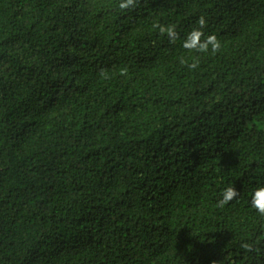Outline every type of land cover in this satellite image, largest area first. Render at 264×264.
Masks as SVG:
<instances>
[{"label":"trees","instance_id":"trees-1","mask_svg":"<svg viewBox=\"0 0 264 264\" xmlns=\"http://www.w3.org/2000/svg\"><path fill=\"white\" fill-rule=\"evenodd\" d=\"M118 2L0 0V264H264V0Z\"/></svg>","mask_w":264,"mask_h":264},{"label":"clouds","instance_id":"clouds-1","mask_svg":"<svg viewBox=\"0 0 264 264\" xmlns=\"http://www.w3.org/2000/svg\"><path fill=\"white\" fill-rule=\"evenodd\" d=\"M141 0H119L118 8L121 12H126L129 10L136 9ZM176 24H162L159 21H156L152 24L153 30H158L161 36H166L170 43L175 44L176 41L180 38L177 31ZM207 27V21L205 16L201 15L197 21V27H194L186 36L183 42V48L188 50L189 53H209L215 55L219 53L222 49V43L215 34L206 35L204 29ZM192 62L189 63L188 59H185L183 56L180 58V63L185 65L190 70H195L199 66V56L191 57ZM128 73V69L124 68L120 71V75L125 76ZM101 76L108 78L104 70L101 71ZM222 199L218 201L217 206L223 207L224 205L229 204L230 202L236 200L240 193L235 189L234 186H228L221 193ZM251 205L254 207L257 212L264 216V186H258L255 191L252 193ZM260 244L259 240L254 242H245L242 243L241 247L247 253H260L261 249L258 247Z\"/></svg>","mask_w":264,"mask_h":264}]
</instances>
